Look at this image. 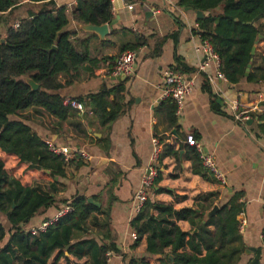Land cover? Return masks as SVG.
<instances>
[{
  "label": "crops",
  "instance_id": "1",
  "mask_svg": "<svg viewBox=\"0 0 264 264\" xmlns=\"http://www.w3.org/2000/svg\"><path fill=\"white\" fill-rule=\"evenodd\" d=\"M52 1L55 6L46 7L24 0L18 8L3 14L0 38L5 41L8 30L29 18L31 12L66 8L69 25L64 31L72 35L81 50L82 43L88 44L97 64L84 66L76 80L59 76L57 81L63 88L58 94L83 101L85 112L72 110L68 119L60 122L44 110L33 108L17 118L46 144L50 141L59 147L79 150L87 158L72 159L73 164L66 169L64 178L34 184L47 191L56 181L62 184V189L55 196V205L39 211L24 230L30 231L54 219L75 198L83 197L88 203L92 199L99 205L93 206L100 211L74 235L72 244L87 240H95L100 246L115 243L121 254H113L108 264H124L123 256L127 260L160 264L148 253L147 236L136 248L132 239L135 233L132 222L139 214L135 210V197L145 169L154 164L160 180L155 183L149 199L156 204L175 211L197 210V197L214 195L208 202H199L204 207L213 204V209L239 196L247 223L240 231L242 246L246 252L254 249L250 255L245 252L240 264L255 258L264 244L261 240L264 232V83L242 81L234 85L220 79L217 63L206 61L205 56L196 51L203 43L194 33L199 30L197 12L179 8L178 0H113L115 24L104 39L84 31L82 25L72 20L77 0ZM206 16L203 13V18ZM142 38L149 39V43L136 51L134 74L115 79L111 71L119 56ZM263 56L261 38L255 55L257 64ZM203 65L205 70H201ZM173 68L180 69L183 72L180 73L194 83V89L184 107L177 109V121L171 124L174 102L158 101L164 73ZM119 86L124 88L121 96L125 110L114 122L102 126L90 106V98ZM233 103L238 106V114L245 113L249 118L247 122L237 119L230 108ZM188 135L196 138L204 153L215 157L227 180L226 186L209 173L207 180L194 173L190 156L192 150L198 152V149L186 144ZM155 139L160 143V155L157 162L152 163ZM158 215L154 212V216ZM0 220L9 233L8 218L0 214ZM176 223L184 233L192 231L189 222ZM7 239L9 234L4 242ZM56 258L57 253L51 263ZM60 264L93 263L88 257L80 259L65 250ZM261 264H264V250Z\"/></svg>",
  "mask_w": 264,
  "mask_h": 264
},
{
  "label": "trees",
  "instance_id": "2",
  "mask_svg": "<svg viewBox=\"0 0 264 264\" xmlns=\"http://www.w3.org/2000/svg\"><path fill=\"white\" fill-rule=\"evenodd\" d=\"M23 1L0 0V17L18 8ZM28 1L55 6L52 0ZM177 6L207 14L198 20L199 30L194 33L212 46L220 60V72L229 83H264V56L257 64L251 54L260 36L264 40V0H178ZM72 20L82 26L111 24L113 4L111 0H77ZM68 25L66 8L43 9L39 13L31 12L29 18L20 21L19 28H10L4 43L0 38V214L11 225L7 233L0 220V264H60L65 250L80 259L88 257L93 264H108V254H121L113 242L101 246L95 240L72 244L74 235L100 211L83 197L67 202L72 212L50 224L45 231L32 234L24 230L39 211L55 205V196L62 189V184L56 181L47 191L34 184L64 178L73 161L53 153L17 117L40 108L60 122L66 121L72 109L63 105L64 98L58 94L63 88L58 77L76 80L84 66L97 64L88 44L82 43L81 50L72 35L64 31ZM148 43L147 38L139 39L123 52L137 51ZM251 63L252 71L246 77ZM28 80L40 89L33 91ZM122 92L124 88L119 86L90 98V106L102 126L114 122L125 110ZM176 114L175 105L171 124L177 121ZM190 159L194 173L209 179L196 150H192ZM159 180L160 177L156 182ZM212 196L197 197V210L181 211L148 199L132 222L138 236L133 248L147 236L148 253L160 264H240L246 252L238 220L244 211L240 197H233L205 223L204 214L213 204L204 207L199 202H208ZM154 212L159 215L154 216ZM179 221L189 222L192 231L184 233L176 223ZM8 234L9 239L4 242ZM167 249L171 251L167 253ZM56 253L57 258L51 263ZM262 256L263 250L259 249L247 264H261ZM123 257L124 264H149Z\"/></svg>",
  "mask_w": 264,
  "mask_h": 264
},
{
  "label": "built area",
  "instance_id": "3",
  "mask_svg": "<svg viewBox=\"0 0 264 264\" xmlns=\"http://www.w3.org/2000/svg\"><path fill=\"white\" fill-rule=\"evenodd\" d=\"M113 2V0H111ZM20 23H16L14 25V29L19 28ZM196 51L198 53H202L205 56L206 61H214L217 63L219 69H220V60L218 56L215 54L212 46L208 42H203L202 46L200 48H197ZM137 53L136 51H125L123 52L116 63L114 64L111 75L115 79H123L130 77L134 74L135 67H136V61H137ZM201 70H205V65L201 67ZM218 77L220 79H225V77L221 74V72L218 74ZM194 89V83L187 79L183 74L178 72L176 69H169L164 73L162 84H161V96L159 98V103L163 101L171 100L174 102V104L177 106L178 111H180L187 100V98L192 94ZM63 105L65 107L71 108L72 110L78 111L79 113L85 112V105L75 99L72 98H64ZM231 110L235 113L238 120L242 122H247L249 120L248 117H246L245 113L238 114V106L233 103L231 105ZM186 144L190 147L197 148L198 153L200 155V159L202 161L203 167L208 171L209 174H211L215 179H217L222 186L227 185V180L224 176V174L220 171V169L217 166L216 159L213 155L209 153H204L202 148L198 145V141L193 135H188L186 137ZM47 145L49 146L50 150L60 156H63L66 161H72V159L76 157H84L87 158L84 153H82L79 150L72 149L70 147H59L55 144L51 143L50 141L47 142ZM160 155V143L158 139L154 140V152L152 155V163H156L158 160V157ZM159 177L158 170L155 168V165H151L145 169L144 175L142 177L141 181V188L138 190L136 197H135V210L139 213L144 204L149 199L150 193L152 189L154 188V185ZM72 212V207H66L61 212L58 213V215L52 219L44 222L40 227L34 228L30 230L32 234H37V232L45 231L48 226L61 217L65 216L66 214H69ZM241 219L239 218L240 222V231H242L245 227L246 220L244 219V213L242 212L240 214ZM132 239L136 241L138 239V236L136 233L132 234ZM261 240L264 243V232L261 236ZM263 250H264V244H263ZM113 254H108V257L110 258Z\"/></svg>",
  "mask_w": 264,
  "mask_h": 264
},
{
  "label": "water",
  "instance_id": "4",
  "mask_svg": "<svg viewBox=\"0 0 264 264\" xmlns=\"http://www.w3.org/2000/svg\"><path fill=\"white\" fill-rule=\"evenodd\" d=\"M186 11H190V9H185ZM197 16H198V19H202L203 18V13L202 12H197ZM115 24V22H112L111 24H107V25H104V26H100V27H97V26H92V25H88V26H83V30L86 31V32H93V33H96L100 38L104 39L106 36L109 35L111 29H112V26ZM262 37L260 36V39ZM2 43H4V41H2ZM259 42H257L255 44V46L253 47L252 49V56L255 57L256 55V49H257V46H258ZM53 50H56V47H54ZM251 69H252V63L248 65V68H247V73H246V77L249 76L250 72H251ZM125 79V78H123ZM28 83L29 85L31 86V88L33 89V91H38L40 89V86L37 85L36 83H34L32 80H28ZM90 204L92 205H96V206H99L97 204L94 203V201L92 199H90L89 201ZM220 210V207L218 206H214V208L210 211V212H207L204 214V217H205V223L211 219L212 217L216 216V214L219 212ZM197 231H194V233H196ZM252 252H254V249H250L246 252L247 255H250L252 254Z\"/></svg>",
  "mask_w": 264,
  "mask_h": 264
}]
</instances>
